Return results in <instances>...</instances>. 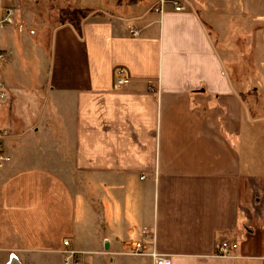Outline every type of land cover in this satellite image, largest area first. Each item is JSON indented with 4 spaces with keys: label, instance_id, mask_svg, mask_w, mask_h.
Segmentation results:
<instances>
[{
    "label": "crops",
    "instance_id": "1",
    "mask_svg": "<svg viewBox=\"0 0 264 264\" xmlns=\"http://www.w3.org/2000/svg\"><path fill=\"white\" fill-rule=\"evenodd\" d=\"M160 1L124 0L115 14L66 0L98 15L81 36L40 24V66L26 58L29 25L0 39L1 264H64L65 239L88 264H154L152 251L171 264H264V88L222 46L218 9L212 19L175 0L183 11L156 12ZM242 1L222 0L233 15ZM28 2L0 0L1 11L31 19ZM144 229L153 245L131 254ZM223 241L237 250L217 257Z\"/></svg>",
    "mask_w": 264,
    "mask_h": 264
},
{
    "label": "rangeland",
    "instance_id": "2",
    "mask_svg": "<svg viewBox=\"0 0 264 264\" xmlns=\"http://www.w3.org/2000/svg\"><path fill=\"white\" fill-rule=\"evenodd\" d=\"M66 0L56 1L55 6L59 7L65 3ZM81 6L93 5L99 10H107L112 13H121L124 6V0H76ZM195 8L199 10H209L211 18L215 19V11L218 9L220 13V21L225 29V36L223 39V47L231 52L230 56L234 60L236 59L238 72H241V76L245 79L255 82V86L264 88V0H246L240 2V13H234L231 11V7L234 3L222 2V0H190ZM33 10L35 17L28 19L22 18L19 14H12V25H7L0 31V39L5 38V42H13L17 31H20L29 25L28 31L24 30L22 37L27 38L32 44L28 47L25 45L26 58L28 63L37 64L40 66L38 55L40 52L35 48L34 40L36 37L32 35L34 30L40 25L45 24L55 18L57 11L47 10L48 6H53V3L49 0H37V2L27 3ZM239 3H235L237 6ZM79 6V5H77ZM43 9V10H42ZM45 9V10H44ZM44 11V12H43ZM58 17V16H57ZM29 20V22H24ZM41 26V25H40ZM31 32V35L29 34ZM28 47V48H27ZM36 50H35V49ZM6 59H9V53L6 51ZM37 54V55H36ZM18 59V54H15ZM249 57L254 58L257 63L259 59H262L261 65L256 67L249 66ZM20 59V58H19ZM6 60V61H7ZM4 62V61H3ZM254 62V63H255ZM1 67V63H0ZM260 99V98H259ZM262 107L264 106V99L259 100ZM264 108V107H263ZM259 115L264 116V109H260L257 112ZM1 264V263H0Z\"/></svg>",
    "mask_w": 264,
    "mask_h": 264
},
{
    "label": "built area",
    "instance_id": "3",
    "mask_svg": "<svg viewBox=\"0 0 264 264\" xmlns=\"http://www.w3.org/2000/svg\"><path fill=\"white\" fill-rule=\"evenodd\" d=\"M165 3L171 4L173 9L176 12H181L184 9L180 5V3L175 0H161L159 3L160 6L155 11L159 12L161 10V7ZM12 23H13L12 13L10 11L3 13L0 7V31L5 26L12 25ZM130 34L132 36H136L138 32L131 29ZM5 60H6L5 51L0 49V63H2ZM128 82H129V78L126 75L125 70L122 68H118L116 70L115 87L116 88L124 87L125 85L128 84ZM6 97H7L6 85L4 81L2 80L1 74H0V102L5 100ZM3 135H6V133H4ZM7 161H8V158L5 157V155L0 151V168H2ZM153 243H154L153 234L148 229H144L142 231V241H140L139 243H135L130 253L134 255H145L144 246L153 245ZM236 250H237V244L228 242V241H223V242L218 243L215 246V255L217 257H227V256H230ZM61 253L63 254L64 264H88L80 260V257L83 253H77L74 250H72L70 247V242L67 239L63 240L62 242ZM148 255L152 258L154 264H171V260L168 257L164 255H160L156 253L155 251L150 252ZM14 258L15 257L13 255H10L9 262H7L6 264H10Z\"/></svg>",
    "mask_w": 264,
    "mask_h": 264
},
{
    "label": "trees",
    "instance_id": "4",
    "mask_svg": "<svg viewBox=\"0 0 264 264\" xmlns=\"http://www.w3.org/2000/svg\"><path fill=\"white\" fill-rule=\"evenodd\" d=\"M58 17L56 23L60 26L69 25L74 31L81 36L82 24L89 17L98 15L92 9L79 8V7H57Z\"/></svg>",
    "mask_w": 264,
    "mask_h": 264
},
{
    "label": "bare ground",
    "instance_id": "5",
    "mask_svg": "<svg viewBox=\"0 0 264 264\" xmlns=\"http://www.w3.org/2000/svg\"><path fill=\"white\" fill-rule=\"evenodd\" d=\"M10 264H20V263L18 262V260H16V259L14 258Z\"/></svg>",
    "mask_w": 264,
    "mask_h": 264
}]
</instances>
